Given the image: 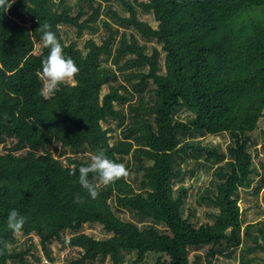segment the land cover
<instances>
[{
    "label": "trees",
    "instance_id": "trees-1",
    "mask_svg": "<svg viewBox=\"0 0 264 264\" xmlns=\"http://www.w3.org/2000/svg\"><path fill=\"white\" fill-rule=\"evenodd\" d=\"M43 23L79 68L48 98ZM114 120L112 142L103 123ZM261 120L264 0H14L0 14V264H31L39 246L54 264L66 232L78 257L65 264H264ZM225 135L226 150L203 142ZM100 150L127 175L93 181V199L78 168ZM198 172L211 175L196 200L209 208L203 224L196 184H183ZM12 209L25 217L19 235Z\"/></svg>",
    "mask_w": 264,
    "mask_h": 264
},
{
    "label": "clouds",
    "instance_id": "clouds-1",
    "mask_svg": "<svg viewBox=\"0 0 264 264\" xmlns=\"http://www.w3.org/2000/svg\"><path fill=\"white\" fill-rule=\"evenodd\" d=\"M13 2L14 0H0V14L6 13ZM39 30L42 33V45L49 50L46 58L42 60L41 75L43 83L40 94L44 98H48L55 94L61 84L74 79L79 72V68L70 57L64 54L56 33L51 30L48 23L40 24ZM78 173L79 184L91 198L95 199L98 192L97 184L93 181L98 179L99 183L108 186L126 176L127 170L124 164L109 159L104 151L100 150L91 156V160L87 165L79 166ZM73 174L75 175V173ZM90 174H92L91 178ZM76 202H81L79 196L76 197ZM25 222V217L16 209L9 211L6 225L13 233L19 235Z\"/></svg>",
    "mask_w": 264,
    "mask_h": 264
},
{
    "label": "rangeland",
    "instance_id": "rangeland-1",
    "mask_svg": "<svg viewBox=\"0 0 264 264\" xmlns=\"http://www.w3.org/2000/svg\"><path fill=\"white\" fill-rule=\"evenodd\" d=\"M144 18L149 20L153 25H155V23H153V21H152V17L146 15V16H144ZM82 44H83V40H81L80 45L82 46ZM39 50H40V47H37L36 51H39ZM161 61L163 62V58H161ZM67 82L71 83V84L74 83L72 79L67 81ZM108 92H109V90L107 88H104V94H106ZM185 116H186L185 113H182L180 115V118L182 120H184ZM117 125H118V122L115 120L110 122V123H103V127L105 129H107V128L113 129V131L111 133L113 135L112 142H114L120 135V130L117 128ZM260 129L264 130V121L263 120L260 121ZM229 141H230V139L228 138L227 135L220 136V137L209 136L203 140L204 143H213V144L221 145L222 150H226L227 144L229 143ZM57 147L59 148V145ZM258 148H257V150L253 149V152L259 151L261 153V155H263L264 154V142H259ZM0 152H2V150H0ZM53 153L56 157H60L59 153H57L55 150L53 151ZM61 160L63 162H65V157H62ZM255 163L257 166L259 165L257 158H255ZM193 167H194L193 163H190L188 167H185V169H190ZM261 171H262L261 174L263 175L264 169L261 168L260 172ZM198 174H199L198 178L197 177L191 178L190 175H187L185 177L183 184H185L186 186H189L191 184H196L194 190L190 191V199L189 200H190V204L194 208H196V210H197V217L199 218L200 223L203 224V223H206L207 221H211V219L209 217H207V215H206V211H209V208L206 205L198 206L196 203V200H197L198 194L202 193L203 191H205L206 189L211 187V185L209 183L210 179H211V175H210V178H207V175L202 173V172H198ZM254 181L255 182L260 181V177H256ZM177 186H179V184ZM248 203L249 202L241 203V207L244 208ZM253 209H255V208H253ZM262 211H263L262 216L264 217V209H262ZM81 231L87 235L94 236L96 239H106V238H109L111 236L110 234L105 232L104 228L100 224H86L83 226ZM71 236H72L71 233L66 232L64 234V237H65L64 244H62V242L60 240L54 241L52 243V245H51L52 255L56 258V261L54 264H65L67 259H72V258L78 257L77 252H75V250L68 245V240L71 238ZM254 253H262V252H254ZM259 256L264 257V254H260ZM133 257L134 256H131V257L127 256L125 264H131V260L133 259ZM157 257H158L157 255H149L146 257L143 264H154ZM26 258L28 259V261L31 262V264H33V263L34 264H45L48 262V258L45 256L44 251L42 250V247H40V246H39V250L37 253H31L30 255L26 256ZM37 259H39L40 261H38ZM231 263L239 264V261H231L230 264ZM105 264H110V262L105 263Z\"/></svg>",
    "mask_w": 264,
    "mask_h": 264
}]
</instances>
